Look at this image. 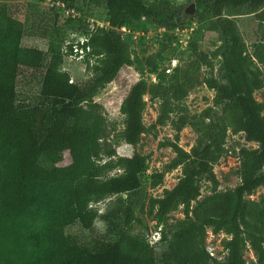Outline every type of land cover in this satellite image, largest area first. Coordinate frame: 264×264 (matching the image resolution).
Returning a JSON list of instances; mask_svg holds the SVG:
<instances>
[{
    "label": "trees",
    "instance_id": "1",
    "mask_svg": "<svg viewBox=\"0 0 264 264\" xmlns=\"http://www.w3.org/2000/svg\"><path fill=\"white\" fill-rule=\"evenodd\" d=\"M27 1L0 0V264H249L247 248L256 259L250 264H264V194L246 198L264 187V102L253 97L264 86L260 69H253L255 63L264 67V38L249 51L235 21L224 14L245 8L262 23L264 0H194L195 12L183 26L191 18L207 21L217 35L221 80L202 76L210 60L195 35L187 61L169 72L159 67V61L173 58V30L180 23L169 0H51L46 13L26 12ZM91 8L107 12L106 25L91 26L77 12ZM60 13L82 27L85 40L76 45L85 51L81 61L89 78L84 82L71 81L63 68L73 47L66 50L53 38ZM144 23L163 33L157 51L146 58L148 77L127 85L119 140L134 147L148 130L141 117L145 94L158 100L156 125L170 122L177 133L189 126L196 134L189 151L165 143L175 154L167 166H180L181 176L161 197H146L144 169L104 142L107 123L94 100L102 84L133 63L118 30L137 31ZM31 37L40 44L26 43ZM24 72L39 76L31 100L18 96ZM201 84L215 92L214 106L220 108L176 112L177 103ZM228 131L243 133L258 147L240 148L239 184L218 191L213 166L227 153ZM114 170L119 171L111 174ZM157 177L154 185L162 173ZM202 177L213 191L198 199ZM109 197L104 212L91 206ZM145 206L160 226L153 242L132 228ZM179 207L184 217L170 221ZM97 219L105 224L103 233L94 227ZM77 224L79 233L71 230ZM208 228L225 235L221 259L206 250Z\"/></svg>",
    "mask_w": 264,
    "mask_h": 264
},
{
    "label": "rangeland",
    "instance_id": "2",
    "mask_svg": "<svg viewBox=\"0 0 264 264\" xmlns=\"http://www.w3.org/2000/svg\"><path fill=\"white\" fill-rule=\"evenodd\" d=\"M49 1L51 0H28L26 2L28 4H25L26 12L46 13L50 8L49 5L51 2ZM169 4L174 10V16L180 19V23L179 26L173 30L172 46L175 48L173 58L161 62L159 61V67L162 69H172V60L174 65H182L187 61L190 58L188 42H190V37L195 35L198 40L199 49H206L205 51H207L210 60V65L202 66V76H212L221 80V56L219 55V51L217 52V48L221 42L217 35L208 30L207 21L200 23L191 18L187 25L183 26V24H185L184 19H189V16L193 15L195 12L194 0H169ZM191 4L193 5V9L190 10ZM77 12L82 19H85V21L88 20V24L91 26L100 27V25L104 26L107 23V12L104 9L91 8L89 11L81 10ZM90 12L91 14H89ZM224 14L235 21L237 29L244 39L249 51L251 50V43L260 38H264V22L260 23L254 13L246 12L245 8H241L239 11L226 9L224 10ZM59 15L53 38L60 42L62 47L66 50L67 45H72V47H74L75 44L80 45L83 37L82 27L75 21L76 18L69 20L66 19L63 13ZM51 23L52 21H50V24ZM145 24L146 23L141 24L143 26L137 31H130L125 28L119 29L124 40L129 43V52L130 57L133 59V63L128 66H122L113 80L102 84L95 93L94 100L101 105V111L107 123V136L104 142L111 144L115 148L117 155L132 156L135 158L141 169H144L143 189L146 197H161L163 190L171 188L181 176L180 166L173 169H169L167 166L175 154L171 147L165 143H167V141H174L178 143L180 147L189 151L195 144L196 134L189 126L182 128L180 132L177 133L170 122L164 125H156L155 120L158 114V100L151 99L145 94L143 96L144 107L141 117L143 124L148 130L141 135L139 142L134 147L119 140V133L123 129L124 121L121 106L127 90V85L138 79L148 77L147 73L150 70L149 66L146 64V58L157 51L163 33L162 28L149 26L146 29ZM26 43L40 44V40L38 41V39L31 37L26 40ZM77 59L78 58H71V56H65L63 68L69 71L71 81L84 82L89 78V73L86 70L85 62ZM253 69H260L264 79L263 66L255 63ZM38 85V74H31L29 72L22 73L18 80L19 99L31 100L37 91ZM214 97L215 92L213 90L207 88L204 84L197 85L188 93L185 99L177 103L176 112L181 111L189 115L198 114L207 107L214 106ZM253 97L259 102H264V86L254 91ZM214 107L220 108L219 106ZM173 116L175 117L176 114ZM224 144L227 153L213 166V172L219 181V184L215 187L218 191H224L239 184L240 179L237 175V171L240 163L238 159V151L240 148L246 147L252 149L258 147L257 143L246 141L243 133H232L230 131L227 132ZM66 158H68V155H66ZM118 171L119 170H114L111 174ZM160 173H162L163 177L158 184L154 185V182L158 178L157 175ZM199 186L200 196L198 199L203 198L213 191L212 183L205 177L200 179ZM262 194H264V187H258L250 195H247L246 198L257 200ZM111 198L112 197H109L99 202L91 203V206L97 208L99 213H102L105 211L107 202ZM194 204L195 201L191 202V206ZM138 216L141 222H135L133 224V232L144 233L146 239L150 242L158 240L161 235L160 226L155 225L156 223L148 214L146 206L143 210L138 211ZM169 217H171L170 221L184 217L182 207L170 213ZM94 227L102 233L105 230V224L99 219L94 221ZM71 230L79 233L81 232V227L77 224L73 226ZM223 237H225L223 233L212 234L208 228L205 242L206 245L212 249L217 259L223 258L225 254L221 244ZM244 257L249 264L256 260L252 250L249 248L245 250Z\"/></svg>",
    "mask_w": 264,
    "mask_h": 264
},
{
    "label": "built area",
    "instance_id": "3",
    "mask_svg": "<svg viewBox=\"0 0 264 264\" xmlns=\"http://www.w3.org/2000/svg\"><path fill=\"white\" fill-rule=\"evenodd\" d=\"M58 3V2H57ZM59 4V3H58ZM62 5V4H61ZM62 7H63V5H62ZM68 12V11H67ZM71 12H73V11H71ZM81 40H85L84 38L83 39H81ZM73 54H71L70 56H71V58H78L77 60H81V58L83 57V55L85 54V51L81 48V47H78L76 44L74 45V47H73ZM85 50H87V51H89V47L87 46L86 47V49ZM172 66H174V63H173V60H172ZM171 69H169V68H167L166 69V72H169ZM151 79L152 80H155V77H154V75H151ZM213 234V233H212ZM206 250L208 251V253L210 254V256H212V257H216V255L214 254V252L212 251V249L208 246V245H206ZM217 258V257H216Z\"/></svg>",
    "mask_w": 264,
    "mask_h": 264
},
{
    "label": "water",
    "instance_id": "4",
    "mask_svg": "<svg viewBox=\"0 0 264 264\" xmlns=\"http://www.w3.org/2000/svg\"><path fill=\"white\" fill-rule=\"evenodd\" d=\"M191 9H193V5H192V4L190 5V10H191ZM118 33H121V31L118 30Z\"/></svg>",
    "mask_w": 264,
    "mask_h": 264
},
{
    "label": "clouds",
    "instance_id": "5",
    "mask_svg": "<svg viewBox=\"0 0 264 264\" xmlns=\"http://www.w3.org/2000/svg\"><path fill=\"white\" fill-rule=\"evenodd\" d=\"M81 44H83V40L81 41ZM87 47V46H86ZM81 48H83V47H81Z\"/></svg>",
    "mask_w": 264,
    "mask_h": 264
}]
</instances>
